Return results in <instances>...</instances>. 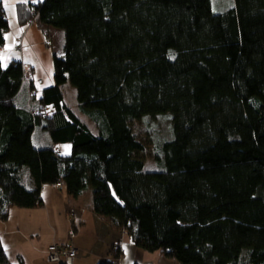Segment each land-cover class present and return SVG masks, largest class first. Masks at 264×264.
I'll use <instances>...</instances> for the list:
<instances>
[{"label": "trees", "instance_id": "16d2710c", "mask_svg": "<svg viewBox=\"0 0 264 264\" xmlns=\"http://www.w3.org/2000/svg\"><path fill=\"white\" fill-rule=\"evenodd\" d=\"M212 1L16 3L21 27L37 19L63 28L65 41L52 85L33 69L23 80L19 53L0 61L2 219L12 207H43L45 184L74 197L90 187L92 212L143 251L180 264H264V0L219 12ZM5 13L0 0V46ZM67 82L97 135L66 104ZM158 115L170 117L171 137L147 170L131 123ZM37 125L71 153L36 146ZM0 264H13L1 240Z\"/></svg>", "mask_w": 264, "mask_h": 264}, {"label": "rangeland", "instance_id": "374dc122", "mask_svg": "<svg viewBox=\"0 0 264 264\" xmlns=\"http://www.w3.org/2000/svg\"><path fill=\"white\" fill-rule=\"evenodd\" d=\"M19 1H24L28 3L29 1L32 3H37L43 0H3L4 8L6 13L5 17L8 19L9 23H16L18 21L16 19L15 10L12 7ZM233 0H213L212 6L214 12H219L232 5ZM222 9V10H223ZM55 28V27H54ZM21 25L17 27L16 32L11 35V41L14 40V37L20 32ZM41 29L39 32L37 30ZM56 29V28H55ZM63 29V28H61ZM57 28L56 30H61ZM64 31V29H63ZM57 33L60 31H56ZM16 36V37H17ZM23 40L24 46L26 44L29 45V48L23 51V60L26 62L30 61L36 66V72L34 74L35 77H40L42 82L41 85L47 86L53 84V51L61 49L64 45L65 34L60 36L56 35V39L53 42L48 37V41L46 37L43 35L42 28L40 22L35 19L25 33ZM48 42V44H46ZM9 49H4L1 54L5 52H9ZM18 54V53H17ZM19 55V54H18ZM21 55V54H20ZM19 55V56H20ZM62 89L64 91L65 102L70 107L73 112L78 115L81 119L86 121L88 125L92 128L93 132L97 135L100 126L96 124V121H89L90 115L87 110H83L77 101L76 88L71 85L69 82L62 85ZM23 96V93L17 98L19 99ZM168 115H158L155 117L150 116H142L134 121H132L131 126L138 137V139L142 142L144 146V150L139 153V155L144 158L145 168L147 170L158 169L157 164L155 163V154L159 151L158 144L162 141H165L171 137V123ZM32 142L37 144L53 145L57 150L62 152L63 155L70 154L72 149L71 142H52L49 134L46 130H43L40 125H37L32 134ZM151 167H154L153 169ZM23 174L24 183L28 186L29 176L27 173V168L24 169ZM42 198L44 205L43 207L36 208H20V207H12L9 210L7 220L2 219L0 217V235L3 233V229L5 232L7 230L12 229L19 222L24 224V228L28 230V232H23L26 238L24 242V247L26 250H29L30 253L36 252L38 255H41V251L45 249V254L43 258L34 261V264H59V263H49L46 259V250L47 247L52 243L62 244L69 240V230L70 225L67 219V215L65 213L66 200H63L61 197L69 198L71 200H75L76 197L68 194L65 190H60L57 187L54 188L50 184H46L43 190H41ZM80 200H83L85 203L87 200H92L91 188H86L80 194ZM43 215V221L40 223L38 218L35 215ZM5 222H8L5 224ZM4 232V233H5ZM73 241V246L76 245V241ZM16 245H21L19 242L15 243ZM77 257L73 259L74 261L80 257V252L77 249ZM147 252V251H146ZM147 256L151 254V252L145 253ZM14 261L15 259L12 258ZM46 260V261H45ZM175 260V259H174ZM90 262V261H89ZM157 262V260H156ZM17 264V262H14ZM72 263V264H73Z\"/></svg>", "mask_w": 264, "mask_h": 264}, {"label": "crops", "instance_id": "0c3cea01", "mask_svg": "<svg viewBox=\"0 0 264 264\" xmlns=\"http://www.w3.org/2000/svg\"><path fill=\"white\" fill-rule=\"evenodd\" d=\"M13 8L16 15L15 5L12 7V9ZM9 24L10 28L6 34L5 40L6 46H11L13 44L14 40L10 42L11 35L13 36V34L17 30V27L20 25L18 21H16L15 24L11 22ZM40 25L43 35L46 38L49 37L53 42L55 41L57 34H59L60 36L65 34V30L63 31V29L61 28H59L61 30H56L57 28L55 29L54 27L46 26L43 23H40ZM40 30L41 29L37 30L36 32H39ZM56 31L60 32L57 33ZM16 36L14 37V39L16 38ZM27 48H29L28 44H26L25 46V49ZM62 49L63 47H61L59 52L57 50H54L53 52L60 53ZM8 51L9 52H5L4 54L2 53L0 55V61L4 66L8 65L13 59L21 60V57L17 54V52L11 49H9ZM26 63H29L32 66L33 74H35L36 66H34V64L30 61H26ZM35 78L40 79V77ZM57 151L60 152L59 150ZM45 185L42 186L41 190H43ZM51 186L56 188L54 185ZM58 189L63 190L62 188ZM59 197H61L63 200H66L67 202L66 207H68L65 209L67 219L68 212L70 210L76 211L79 215V220L76 228V236L73 240L76 241L75 246H77L76 249H78V251L80 252V257H78L74 261V263L73 260H71V264H96V262L101 259H109L111 256L110 248L114 243H120L121 245L119 264H180L177 260L167 258L158 251L151 252V254L147 256V254H145L147 252L135 246V244L132 242V240L124 230L113 227L107 217L99 216L92 212V200H87V202L85 203L83 200H80V195L77 196L75 200H71L62 196ZM35 216L36 218H38L37 221L42 223L43 215L40 214ZM6 223L8 222H5V224ZM4 232L5 229H3V233L0 235V240L5 248L10 262H12L13 264H15L14 262H17V264H34V261L41 259V257L43 258L46 248L41 251V255H38L36 252L30 253L29 250L25 249L24 242L26 241V238L23 232H28V230L24 228L23 223L19 222L15 225V227L7 230L5 233ZM16 242H19L21 245H16ZM76 257H74V259ZM12 258H14L15 260L13 261Z\"/></svg>", "mask_w": 264, "mask_h": 264}, {"label": "built area", "instance_id": "2783aa9c", "mask_svg": "<svg viewBox=\"0 0 264 264\" xmlns=\"http://www.w3.org/2000/svg\"><path fill=\"white\" fill-rule=\"evenodd\" d=\"M29 27V26H28ZM28 27H22L20 29V32L18 36L14 39L13 44L11 46H0V50L4 49H11L19 54H23L24 51V36L27 31ZM48 41V38H46ZM48 44V42H46ZM23 80L25 81H31L32 80V68L29 64H23ZM41 80H38L37 82H40ZM46 113L41 114V116H45ZM55 187L61 188V183H56ZM79 220V215L76 211L70 210L68 212V221L70 222V230H69V240L65 243L58 244V243H52L47 247L46 250V259L49 263H64V264H71V260L76 257L77 249L73 246V239L76 236V228ZM120 243H114L111 245L110 252L111 256L109 260L113 262H119L120 261Z\"/></svg>", "mask_w": 264, "mask_h": 264}, {"label": "clouds", "instance_id": "9594fccd", "mask_svg": "<svg viewBox=\"0 0 264 264\" xmlns=\"http://www.w3.org/2000/svg\"><path fill=\"white\" fill-rule=\"evenodd\" d=\"M108 260H109V259H108ZM117 263L119 264V262H116V264H117Z\"/></svg>", "mask_w": 264, "mask_h": 264}, {"label": "water", "instance_id": "95a60500", "mask_svg": "<svg viewBox=\"0 0 264 264\" xmlns=\"http://www.w3.org/2000/svg\"><path fill=\"white\" fill-rule=\"evenodd\" d=\"M116 264V262H114Z\"/></svg>", "mask_w": 264, "mask_h": 264}]
</instances>
